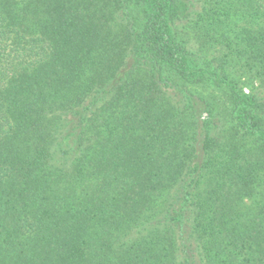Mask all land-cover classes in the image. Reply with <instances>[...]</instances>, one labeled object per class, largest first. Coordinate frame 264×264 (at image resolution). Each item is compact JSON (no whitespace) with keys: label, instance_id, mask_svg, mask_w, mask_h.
<instances>
[{"label":"trees","instance_id":"obj_1","mask_svg":"<svg viewBox=\"0 0 264 264\" xmlns=\"http://www.w3.org/2000/svg\"><path fill=\"white\" fill-rule=\"evenodd\" d=\"M193 1L0 0V264H264V0Z\"/></svg>","mask_w":264,"mask_h":264},{"label":"rangeland","instance_id":"obj_2","mask_svg":"<svg viewBox=\"0 0 264 264\" xmlns=\"http://www.w3.org/2000/svg\"><path fill=\"white\" fill-rule=\"evenodd\" d=\"M188 1H191V3H192L193 0H188ZM193 2H194L193 4H194L196 7H198V6H197V3H196V0L193 1ZM194 9H195V7H194ZM247 89H248V88H245V90H247Z\"/></svg>","mask_w":264,"mask_h":264}]
</instances>
